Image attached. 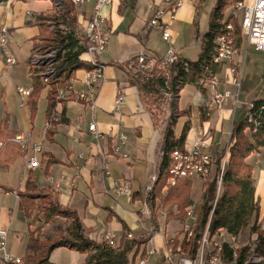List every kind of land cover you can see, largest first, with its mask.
<instances>
[{
    "label": "crops",
    "instance_id": "1",
    "mask_svg": "<svg viewBox=\"0 0 264 264\" xmlns=\"http://www.w3.org/2000/svg\"><path fill=\"white\" fill-rule=\"evenodd\" d=\"M215 1L184 0L174 18L164 17L169 22L171 35L167 42L162 40L160 28L151 24L155 11L165 7L162 0H111L102 9L103 28L109 45L98 55V60L105 66L104 80L94 104L91 106L85 101L73 99L61 101L58 105L60 119L50 127L46 121L50 112L51 86L41 82L28 58L32 48L42 41L38 17L55 13L54 6L51 0L0 1V30L6 28L7 48L15 59V64L7 68L0 46V141L3 142L0 152V228L6 231L5 255L18 259L24 257L28 253L27 236L30 230L39 226L41 232L38 238L42 240L54 236L59 227L64 228L68 223L60 216L43 225L32 218L21 217L18 191L31 174L38 187L51 188L60 205L77 214L89 238L96 242L103 241L104 234L111 232L115 247L124 233V224L129 229L127 234L130 232L138 237L150 224L158 223L157 227H164L165 233L153 234L151 243L144 245L148 249L155 244L156 238L157 248L163 252V264H168L164 258V238L177 235L189 219H181L174 214L178 212L176 205L167 206L157 199L153 205L152 191L146 193L163 157L160 153H163L167 112L159 114L148 109L138 87L129 82L126 63L141 51L161 59L169 46L175 49L178 57L197 60L202 51L203 35L210 27ZM92 6L93 0H88L77 8L79 27L90 21ZM232 11L228 9V15ZM48 22L44 21L45 25ZM249 45L241 36L238 53L231 62L242 70L241 77L246 74L245 50ZM81 58L87 61L88 56L82 54ZM229 65L221 64L215 75L219 81L218 90L231 91ZM84 71L78 69L72 72L69 80L74 88H82ZM18 87L29 88L31 92L22 98L17 92ZM119 92H123L124 102L116 108L115 98ZM232 94L235 95L234 92ZM211 96L212 91L207 86L184 84L176 102L178 114L173 120V134L179 138L187 125L184 148L202 140L205 144L201 150L211 159L223 152L225 167L233 125L246 117L249 103L264 100V96L260 92L254 97L245 96L241 105L234 103L230 97L222 107L209 108ZM92 120L103 135L101 139L94 138L87 130ZM18 133L27 138V151L31 150L33 143L40 144L38 167H28L25 152L12 141V136ZM118 133L126 137L121 147L125 157L112 151ZM247 163L252 168L254 199L259 207L257 221L260 229L264 230V147L252 152L247 157ZM122 181L129 183L130 197L116 191L115 185ZM199 185L194 188L190 205L195 207V213L203 189ZM144 201L152 211L150 222H140L139 219ZM248 229L246 227L238 236L240 241L247 240ZM3 256L0 251V264H3ZM49 262L79 264V255L69 247L60 246L51 251Z\"/></svg>",
    "mask_w": 264,
    "mask_h": 264
},
{
    "label": "trees",
    "instance_id": "2",
    "mask_svg": "<svg viewBox=\"0 0 264 264\" xmlns=\"http://www.w3.org/2000/svg\"><path fill=\"white\" fill-rule=\"evenodd\" d=\"M63 1V10L57 15L47 14L38 17L40 38L46 46H54L58 50L56 59L57 81L51 83L50 111L56 102V87L63 86L71 79L72 72L78 69H90L91 65L81 58L86 50L83 35L77 28V8L70 0ZM242 0H216V6L210 16V27L203 35L202 51L197 60L191 61L179 57L174 64L156 65L149 71L129 73V82L138 87L142 101L150 110H155L156 102H161L162 93L167 85L175 86L178 80L181 87L186 83H195L200 78L210 79L215 77L221 64L213 63L211 52L215 46V39L224 31L227 24L232 25L231 35L236 45L241 42L239 24L233 15H228V9ZM56 24L54 30H49L44 21ZM60 25L62 28H58ZM159 60V59H158ZM188 61V69L183 70L182 61ZM161 62V61H160ZM174 72L176 73L174 75ZM199 86V85H198ZM248 108L246 117L235 123L230 132V146L228 157L221 176V185L209 222V234L214 235L219 230L228 234L239 236L248 227L250 232L257 233V253L261 256L258 263L247 262V247L237 248V261L232 263L233 251L224 244L219 252L222 264H264V230L258 223L259 207L254 199V185L252 168L247 163V157L254 151L264 147V100H253ZM50 113V112H49ZM154 115V112H152ZM248 116L250 120H248ZM173 119V118H172ZM174 120V119H173ZM173 120L167 123L163 137V157L159 163L158 178L152 189V204L160 200L164 205H176L182 218L186 217V207L193 202L192 194L196 186V179L181 177L171 185V160L168 153L183 151L185 136L188 130L186 125L179 138L173 134ZM14 135L12 136V138ZM223 152L220 151L212 159V170L209 178L203 182V191L200 204L196 209L198 226H203L208 221L211 208L208 202L215 198L217 192V177L220 172ZM199 184V183H198ZM18 209L22 218H40L46 224L55 216L66 218L67 225L57 230L54 236L43 240L36 236L39 226L30 230L27 236L28 253L20 259L21 264H51L49 255L51 251L60 246H66L79 255V264H134L136 256L146 252L145 243L141 240L127 237L128 226L123 225L124 233L120 243L114 247L107 241L96 242L89 238L81 221L73 210L62 207L54 192L49 187L40 188L33 181L31 174L26 179L24 186L18 191ZM155 216V213H153ZM172 252L177 255L194 256L197 245L193 240L177 239L170 244Z\"/></svg>",
    "mask_w": 264,
    "mask_h": 264
},
{
    "label": "built area",
    "instance_id": "3",
    "mask_svg": "<svg viewBox=\"0 0 264 264\" xmlns=\"http://www.w3.org/2000/svg\"><path fill=\"white\" fill-rule=\"evenodd\" d=\"M1 1V0H0ZM54 6L55 12L59 13L63 10V4L60 0H51ZM88 0H70L75 7H79L86 3ZM184 0H162L165 4L164 8H159L155 11L151 24L156 25L161 30V38L164 41H170V30L169 22L164 18H174L177 10L183 4ZM111 0H93L92 16L90 21L84 27H78L80 33L83 35L86 50L84 54L88 56L87 62L91 65L90 69L84 71L83 86L80 89L74 88L71 80H67L63 86L56 87L55 105L48 115L46 125L51 126L53 122H57L60 119V110L58 105L61 101L66 99H73L75 101H85L91 106L94 104V100L98 94L100 84L104 80V64L98 60V55L107 50L109 45L108 35L103 28L104 16L102 9L106 5L110 4ZM242 11V17L239 22L240 34L246 38V42L252 45L256 50L264 52V0H251L246 2L245 0L238 1L234 4V16L236 17L237 12ZM49 28H54L52 23H49ZM232 25L227 24L224 27V31L215 39V46L211 52V60L216 64L230 63L229 73L231 75L230 83L236 87L235 95L229 90H218L217 85L219 81L216 77L210 79L200 78L197 84L207 86L212 91L209 108H220L230 97L233 98V102H237V94L241 83L242 70L231 64L235 56L238 53V47L236 41L231 35ZM6 28L2 27L0 30V46L4 54V60L6 67H12L15 64V59L7 48L6 39ZM58 50L56 47L44 46L42 44L35 45L29 55L28 62L34 69L35 73L39 75L41 82L45 85L51 86L54 82L56 85L57 81V70H56V59ZM179 57L176 54L175 49L169 46L165 57L158 60V58L148 56L145 52L141 51L135 58L129 59L126 63V68L129 73L134 74L142 71H149L156 65H170L174 64ZM161 61V62H160ZM188 61L183 60V70L188 69ZM176 73L174 72V75ZM264 82V76H263ZM181 81L178 80L175 86L167 85V88L162 93V101L156 102V111L159 114L167 112V122H171L178 112L176 109V102L179 96ZM17 92L20 97L28 95L31 91L29 88L18 87ZM123 92H119L115 98V107L118 108L124 102ZM252 106L249 103L248 108ZM251 116H248L250 120ZM173 118V119H172ZM88 132L96 139H101L103 135L98 131L95 122L92 120L87 126ZM116 142L113 145L112 151L114 153L124 155L121 152V147L126 141V137L123 133H118L116 136ZM27 138L23 133L14 135L12 141L19 146L22 152H25L27 160L26 164L30 168H36L40 165L39 154L41 152V146L39 143H33L31 150H26ZM204 141L196 140L192 142L190 147L184 148L183 151H173L168 153V158L171 160V167L169 173L171 177L169 183L175 184L176 179L181 177H192L200 182L206 181L212 170V159L206 153L202 152L201 147L204 145ZM3 147V142L0 141V152ZM160 155H163L161 152ZM224 161V160H223ZM224 170V162L221 164L220 172L217 177V192L215 198L208 202L211 208L208 221L203 225L198 226V217L194 212L193 206L186 207V218L189 219L188 223L185 224L183 230L177 235L169 236L164 238L166 245L165 249V260L168 264H222L219 258V252L221 251L224 244H227L233 251L232 263L237 261V248L247 247L248 257L247 262L258 263L261 261V256L257 253L258 236L255 232H250L247 240L240 241L238 236L228 234L224 230H219L214 235L209 234V222L212 213V209L217 200L219 189L221 185V176ZM159 171L152 176V184L147 186L146 193L149 194L152 191L154 182L158 178ZM115 189L118 193L125 194L130 197L131 190L129 183L126 181L119 182L115 185ZM139 219L141 221H151L152 211L147 203L144 201L139 211ZM165 216V215H163ZM158 223L150 224V227L145 229V232L134 237L132 233L128 232V238H134L141 240L144 243H151L152 235L155 233H165L164 227H157ZM113 234L106 232L103 236V240L112 243ZM177 239L179 242L183 240H193L197 245V249L194 256L191 255H177L172 252L170 244ZM5 241L6 231L0 228V251L3 253V264H21L20 259L12 257L8 254L5 255ZM155 252V248L150 246L146 249L144 254L140 253L137 256L136 264H146L148 257Z\"/></svg>",
    "mask_w": 264,
    "mask_h": 264
},
{
    "label": "rangeland",
    "instance_id": "4",
    "mask_svg": "<svg viewBox=\"0 0 264 264\" xmlns=\"http://www.w3.org/2000/svg\"><path fill=\"white\" fill-rule=\"evenodd\" d=\"M60 2L63 4L62 0H60ZM229 9L233 10L231 15L234 16V4ZM57 14L58 13H56V12L54 13V15H57ZM241 17H242V11H238L237 15H236V19L238 21V24H239V22L241 20ZM49 23H53V22L50 21V22H48L46 24V26L48 28V31L49 30H54V28L56 27V24H53L54 28L50 29L49 28ZM78 25L79 24L77 23V28L79 27ZM58 28H62L63 29V26L60 25ZM39 44H42V45L46 46L43 41L38 42L36 45H39ZM245 60H246V74L244 73L242 75V77H241L242 79H241V83H240V88H239L238 94L236 96L237 97L236 104H238V105H241L242 99H244L245 96H247V97L253 96L254 97L255 94L256 93L259 94V92L262 94V96H264V82H263L264 52L258 51L252 45H249L248 48L245 50ZM229 89L231 90L232 93L233 92L236 93V87L235 86L231 85V88H229ZM223 162H224L223 159H221V164ZM195 181H196L197 184L198 183L201 184V185H199V187L201 186V189H202L203 188V182H200L198 180H195ZM202 191H203V189H202ZM174 214L177 215V216L179 215L178 212H176ZM179 217H180V215H179ZM36 222H39L42 225L44 224V223H42L40 218L38 220H36ZM40 232H41L40 230H38L36 232V236L37 237L39 236ZM46 238H48V237H46ZM154 241H155V244L153 246L156 248V252H155V254L150 255L148 257V262L146 264H163V260H162L163 259V257H162L163 252L159 248H157V247H159V244L156 243V238H154ZM149 247L150 246H148V248ZM164 258H165V256H164Z\"/></svg>",
    "mask_w": 264,
    "mask_h": 264
}]
</instances>
